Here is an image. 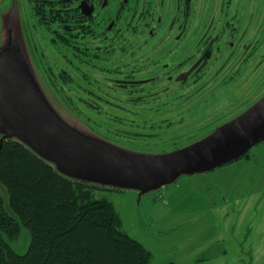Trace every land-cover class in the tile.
<instances>
[{
    "label": "flooded vegetation",
    "instance_id": "1",
    "mask_svg": "<svg viewBox=\"0 0 264 264\" xmlns=\"http://www.w3.org/2000/svg\"><path fill=\"white\" fill-rule=\"evenodd\" d=\"M24 1L45 62L53 37L62 40L79 102L133 124L128 136L109 137L132 149L165 154L210 136L247 111L235 108L262 81L264 0ZM168 138L160 152L147 146Z\"/></svg>",
    "mask_w": 264,
    "mask_h": 264
},
{
    "label": "rangeland",
    "instance_id": "2",
    "mask_svg": "<svg viewBox=\"0 0 264 264\" xmlns=\"http://www.w3.org/2000/svg\"><path fill=\"white\" fill-rule=\"evenodd\" d=\"M41 42L30 23L25 1L0 0V65L26 114L56 138L104 160L121 162L155 154L109 139L74 112L48 79L42 55L48 52ZM51 63L57 71L62 59L54 55ZM261 74L260 85L245 91V103L236 107V112L248 111V106L264 94L263 69ZM88 113L93 114L90 110ZM7 119L0 104V141L19 140L14 128L10 132L2 130ZM191 140L177 139L181 144ZM170 141L159 139L147 146L160 152L169 147ZM47 161L64 176L98 186L96 196L113 201L123 230L151 252L149 264H264V139L229 163L202 173L179 172L171 181L145 191L138 186L77 177L57 162ZM0 194L7 205L1 181ZM27 241V230L20 225L16 250L23 252Z\"/></svg>",
    "mask_w": 264,
    "mask_h": 264
},
{
    "label": "trees",
    "instance_id": "3",
    "mask_svg": "<svg viewBox=\"0 0 264 264\" xmlns=\"http://www.w3.org/2000/svg\"><path fill=\"white\" fill-rule=\"evenodd\" d=\"M53 13L50 10L46 14ZM55 27L61 32L60 26ZM51 43L53 52L46 62V72L57 94L74 112L87 114L90 126L108 138L128 136L133 124L115 121L118 116L109 107L81 105L79 97L83 94L77 75L64 72L65 43L54 37ZM54 55L62 59L57 71L51 63ZM98 115H104L107 121L98 122ZM47 159L21 139L2 141L0 181L6 188L8 206L0 194V264H149L151 252L123 230L113 201L96 196L98 186L62 175ZM20 225L28 233L23 252L15 248Z\"/></svg>",
    "mask_w": 264,
    "mask_h": 264
},
{
    "label": "water",
    "instance_id": "4",
    "mask_svg": "<svg viewBox=\"0 0 264 264\" xmlns=\"http://www.w3.org/2000/svg\"><path fill=\"white\" fill-rule=\"evenodd\" d=\"M0 104L8 114L3 131L14 128L36 152L77 176L115 185L149 187L171 181L179 172H202L233 158L264 137V97L210 136L165 153L115 162L99 158L46 132L17 104L0 65ZM3 139L0 141V146Z\"/></svg>",
    "mask_w": 264,
    "mask_h": 264
}]
</instances>
